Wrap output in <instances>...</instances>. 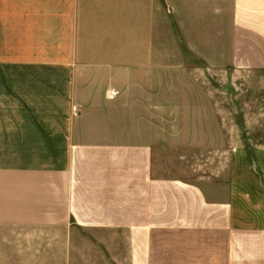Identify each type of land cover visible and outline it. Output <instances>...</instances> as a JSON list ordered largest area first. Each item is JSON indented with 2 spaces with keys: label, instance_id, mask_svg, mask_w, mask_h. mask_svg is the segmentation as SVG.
Listing matches in <instances>:
<instances>
[{
  "label": "crops",
  "instance_id": "1",
  "mask_svg": "<svg viewBox=\"0 0 264 264\" xmlns=\"http://www.w3.org/2000/svg\"><path fill=\"white\" fill-rule=\"evenodd\" d=\"M225 3L220 45L210 30L203 47L181 49L230 83H256L257 125L228 126L222 96L203 92L186 96L203 105L188 104L192 123L164 126L180 115L163 105L164 0H0V234L11 258L47 259L44 245L73 230L113 263L264 264V0Z\"/></svg>",
  "mask_w": 264,
  "mask_h": 264
},
{
  "label": "rangeland",
  "instance_id": "2",
  "mask_svg": "<svg viewBox=\"0 0 264 264\" xmlns=\"http://www.w3.org/2000/svg\"><path fill=\"white\" fill-rule=\"evenodd\" d=\"M217 1L218 3L211 6L205 4L188 6L183 0H176L174 5L172 0H164L162 29L158 25L157 38V43H162L164 46L165 84L163 93L165 100L163 105L166 112L174 107L180 111V115L177 117H164L165 127L171 126L172 121L175 124L178 122L181 126L192 123L193 118L188 117L186 114L188 104L195 103L197 108L200 106L203 108V105L202 101L186 100V96L203 92H211L222 96V102L229 111L228 126L240 125L243 119L244 121L249 120L250 123L253 121L255 125L260 123L259 115L261 114L262 103L260 89L256 83H252L250 79L244 83L241 81L230 83L226 79V75L220 73L218 68L216 70H205L198 67L196 63L190 61L187 53L181 49V46L187 48L189 45L191 47H203L204 36L206 35L207 40L210 30L213 44L220 45V29L226 23L225 18L229 6L225 3V0ZM189 7L194 12L193 14L191 9L188 11ZM174 8L180 10L179 18H175ZM210 22H212L211 29L208 28ZM152 28L153 33H155V25ZM161 33L162 37L160 36ZM200 33L201 37H199ZM155 40L154 37V43ZM197 58L200 61L202 60L199 57ZM194 65L196 66L194 67ZM152 89L155 92V86H152ZM200 119L203 121V118ZM219 121V117H216L213 119L212 124H218ZM122 124L124 125V123ZM68 231L69 234H66L65 244L61 242L62 239L60 238L59 243L50 242L48 245H44V248L50 251L48 258L35 260L33 264H119V262L113 263L111 261V256L106 251V245L97 244L89 232ZM54 241L56 242V239ZM9 242V235L0 234V264H29L25 261L24 256H18L17 259L11 258Z\"/></svg>",
  "mask_w": 264,
  "mask_h": 264
}]
</instances>
